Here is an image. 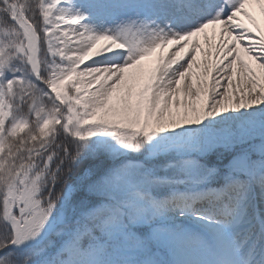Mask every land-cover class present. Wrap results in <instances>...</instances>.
I'll return each mask as SVG.
<instances>
[{"label":"snow or ice","instance_id":"obj_1","mask_svg":"<svg viewBox=\"0 0 264 264\" xmlns=\"http://www.w3.org/2000/svg\"><path fill=\"white\" fill-rule=\"evenodd\" d=\"M0 264H264V0H0Z\"/></svg>","mask_w":264,"mask_h":264},{"label":"rangeland","instance_id":"obj_2","mask_svg":"<svg viewBox=\"0 0 264 264\" xmlns=\"http://www.w3.org/2000/svg\"><path fill=\"white\" fill-rule=\"evenodd\" d=\"M251 7H253V12L255 13V15H257L256 14V11L254 10V6H251ZM257 11H258V13H259V9H256ZM209 29H211V32L209 33V36H211V33H212V28H211V26L209 27ZM200 40H201V44H204L205 42H204V38H203V34H201V37H200Z\"/></svg>","mask_w":264,"mask_h":264},{"label":"bare ground","instance_id":"obj_3","mask_svg":"<svg viewBox=\"0 0 264 264\" xmlns=\"http://www.w3.org/2000/svg\"><path fill=\"white\" fill-rule=\"evenodd\" d=\"M252 6H254L255 8H257V9H259V6L258 5H252ZM247 21V20H246Z\"/></svg>","mask_w":264,"mask_h":264}]
</instances>
